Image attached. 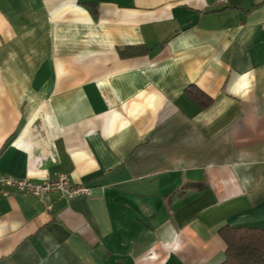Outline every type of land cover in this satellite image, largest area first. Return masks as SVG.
Segmentation results:
<instances>
[{"label":"crops","instance_id":"0c3cea01","mask_svg":"<svg viewBox=\"0 0 264 264\" xmlns=\"http://www.w3.org/2000/svg\"><path fill=\"white\" fill-rule=\"evenodd\" d=\"M57 173L90 195L1 196L0 264H220L264 228V0H0V174Z\"/></svg>","mask_w":264,"mask_h":264},{"label":"trees","instance_id":"16d2710c","mask_svg":"<svg viewBox=\"0 0 264 264\" xmlns=\"http://www.w3.org/2000/svg\"><path fill=\"white\" fill-rule=\"evenodd\" d=\"M143 52L145 49L142 47H124L118 51L123 57ZM197 92L201 96L197 93L194 96L200 104L208 105L210 97L201 91ZM203 96H207L206 100ZM220 234L226 243L225 257L220 264H264V228L247 225L227 226L220 229Z\"/></svg>","mask_w":264,"mask_h":264},{"label":"built area","instance_id":"2783aa9c","mask_svg":"<svg viewBox=\"0 0 264 264\" xmlns=\"http://www.w3.org/2000/svg\"><path fill=\"white\" fill-rule=\"evenodd\" d=\"M11 190L38 198L51 192H59L67 199L90 195L89 187L83 184L70 183L69 178L64 173H57L42 182L0 174V197L8 195Z\"/></svg>","mask_w":264,"mask_h":264}]
</instances>
